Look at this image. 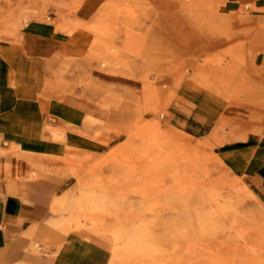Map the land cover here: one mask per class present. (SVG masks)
I'll return each instance as SVG.
<instances>
[{
  "label": "rangeland",
  "instance_id": "374dc122",
  "mask_svg": "<svg viewBox=\"0 0 264 264\" xmlns=\"http://www.w3.org/2000/svg\"><path fill=\"white\" fill-rule=\"evenodd\" d=\"M167 1L0 0V141L74 129L29 176L44 185L42 225L60 236L49 255L62 264H264L262 230L231 210L255 194L246 176L264 163V0H192L185 51L163 57L137 26L160 29L176 10ZM182 78L211 95L181 98ZM171 187L204 190L229 251L158 239Z\"/></svg>",
  "mask_w": 264,
  "mask_h": 264
},
{
  "label": "crops",
  "instance_id": "0c3cea01",
  "mask_svg": "<svg viewBox=\"0 0 264 264\" xmlns=\"http://www.w3.org/2000/svg\"><path fill=\"white\" fill-rule=\"evenodd\" d=\"M30 31L46 33L43 26L36 25ZM72 131L67 124L54 127L46 123L11 143L0 141V264L63 263L64 259L49 255L60 236L42 225L48 203L44 185L29 176L31 161L56 152ZM249 170L247 184L264 201V163Z\"/></svg>",
  "mask_w": 264,
  "mask_h": 264
},
{
  "label": "bare ground",
  "instance_id": "6f19581e",
  "mask_svg": "<svg viewBox=\"0 0 264 264\" xmlns=\"http://www.w3.org/2000/svg\"><path fill=\"white\" fill-rule=\"evenodd\" d=\"M158 6L165 2L168 5V9H172V5L167 0H158ZM175 12L166 11V18L163 20V26L158 29L153 27L154 33L149 32V28L143 23L137 26V29L142 32V39L155 44L158 54L161 56H172L175 51L184 50V45L191 37V28L189 24L179 25L183 22L182 16H186V19L192 17V0H176ZM174 6V5H173ZM181 42L182 44H180ZM180 47V48H179ZM126 68V67H125ZM178 91L181 98L187 99H200L209 97L211 94L207 89L206 85H195L189 80L181 79L178 84ZM12 93H15L12 91ZM19 93V92H18ZM89 96L95 94L91 91L88 92ZM204 191V190H203ZM203 191L189 188L186 193H178L179 191L175 188H168L164 191V210L168 211L171 215L169 221L163 222L166 226L165 229L161 230L158 239L170 240V241H185L194 242L201 241L204 243H213L219 252L225 253L229 251V247L223 244L222 238H229L228 226L223 216H219V213L212 207L206 199H204ZM167 194V196H166ZM257 199L256 195L249 193L243 195L242 201L239 207L235 205L232 207V213L234 220L253 225L254 228L260 227L257 231L264 235V212L260 207L259 203L254 201ZM244 204V205H243ZM150 211L156 216L157 210L152 208ZM127 218V217H126ZM128 219V218H127ZM184 229V230H183ZM184 231V232H182ZM133 238L129 237L133 242L134 253L137 254L141 260L147 255L148 251L144 252L142 249L143 240L139 235L133 234ZM231 257H234L232 254Z\"/></svg>",
  "mask_w": 264,
  "mask_h": 264
}]
</instances>
